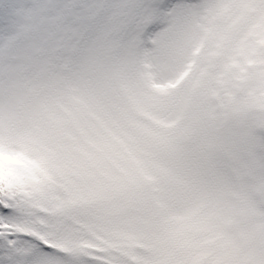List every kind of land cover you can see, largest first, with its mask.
<instances>
[{"label": "snow or ice", "instance_id": "obj_1", "mask_svg": "<svg viewBox=\"0 0 264 264\" xmlns=\"http://www.w3.org/2000/svg\"><path fill=\"white\" fill-rule=\"evenodd\" d=\"M190 0H18L0 16V264H171L112 226L109 167L75 131L81 106L163 48ZM149 58L135 62L146 77ZM20 126L24 131H17Z\"/></svg>", "mask_w": 264, "mask_h": 264}, {"label": "rangeland", "instance_id": "obj_2", "mask_svg": "<svg viewBox=\"0 0 264 264\" xmlns=\"http://www.w3.org/2000/svg\"><path fill=\"white\" fill-rule=\"evenodd\" d=\"M14 2L18 0H0V16L4 15L2 5ZM196 18L204 21V25L196 22ZM200 35L205 43L195 66L182 85L176 87L174 78L185 67L188 53ZM141 53L125 50L119 54L117 64L130 75L117 78L109 88L92 96L101 95L102 99L91 110V124L85 129L86 146L106 163L115 179V204L109 220L112 226L134 238L128 250L130 262L151 248L158 252L160 261L171 264H239L243 251L239 250V240L235 234L231 237L221 234V226L223 213L231 214L244 197L236 192L234 185L225 184L228 173L219 164L229 159L224 155L220 158L221 154L238 153V146L245 145L248 153H259L257 167L263 175L258 186L264 193V0H190L163 48L148 52L158 82H152L147 66L148 73L141 78L147 87L144 90L131 75L135 62L142 59ZM216 81L219 87L212 90ZM207 92L209 96L210 92L219 93L227 106L226 113L209 120L213 107L206 108ZM149 113H156L162 120L148 121L152 128H141L132 122L131 117L143 119L141 115L150 116ZM228 117H233L234 128ZM101 119L110 130L106 139L101 136ZM126 129H130L129 135L124 132ZM16 130L23 132L24 127ZM136 138L148 140L160 155L150 158L136 151L130 142ZM184 144L192 145L195 167L177 173L171 160L177 148ZM234 157L239 164L245 163L240 155ZM148 159L154 160L158 167L148 165ZM135 166L140 168V175L134 172ZM211 166L219 171H212ZM153 185H158L168 205L176 204L182 191L188 192L185 200L190 217L183 221L189 224L170 220V236H159L151 244L143 239L136 243L147 220L152 232L158 235L166 232L156 220L158 211L149 191ZM219 185L224 187L222 192L218 191ZM141 196L143 199L139 200ZM247 207L253 208L248 209L251 210L248 217L257 213L263 257L259 264H264V205L258 202L252 206L248 202ZM171 214L174 212H168L167 216ZM240 228L236 220L234 231ZM240 244L244 246V242ZM176 247L178 254L171 252Z\"/></svg>", "mask_w": 264, "mask_h": 264}, {"label": "trees", "instance_id": "obj_3", "mask_svg": "<svg viewBox=\"0 0 264 264\" xmlns=\"http://www.w3.org/2000/svg\"><path fill=\"white\" fill-rule=\"evenodd\" d=\"M216 83L217 81L213 84V86H211L212 90L218 89L219 86ZM136 84L139 85V79L136 80ZM207 95H208V92H207ZM101 99H102L101 95L97 96L96 98L91 97L85 104L81 106L83 115L80 118L75 131L77 132L78 135L81 136L82 141L84 143H88V137L86 135L85 129L87 127H90V124H91L90 112L95 107V104L97 103V101H100ZM209 106L211 107L213 106L215 108V113L212 116H208L209 120L212 117L213 119H215L217 116H222V114L226 113L225 103L219 97L218 92L216 93V95H212L211 92H210V96L208 95V103H207L206 108ZM131 119H132V122L138 126L145 125V126L151 127L150 125H148L146 122H144L143 120L139 118L134 119L131 117ZM227 122L229 123V121ZM100 124L102 127L101 136L106 139V137L110 135V130H107V125L104 120L101 119ZM229 124L231 125L232 128H234L233 122L230 121ZM232 128L228 130L231 132V130H233ZM129 130L126 129L124 132L129 135ZM184 138H187V136ZM184 138L182 140H184ZM130 142L132 143L136 151L144 152L150 158H157L160 155V153L156 152L154 148L152 147V145L149 143V141L146 140L145 138L132 139ZM199 143H201L200 140H199ZM237 148L239 150L238 153L225 152L224 154H221L220 158H222L224 155V157H229V159L222 161V164H219V166H221L222 169L228 173V176L226 177V180H225V184L231 183L232 185H234V187L236 188V192L242 193L244 199L238 203L237 207L231 212V214L227 216L228 214L227 211L223 213L224 219H223V225L221 226V231H222L221 234L227 237H231L232 235L235 234L237 239L239 240V242H237L239 245V250L242 251L243 248L248 249V248L255 246L256 243L259 241V235H261L260 228H258L255 222V216L253 215L251 219L248 218V214L251 213V210H248V209H253V208H248L247 203L249 202L252 206H254V203L256 204L260 201L261 203H264V193H263L262 187L258 186V180L262 177L263 171L257 167V162L259 161V158H260L259 153H256L254 151L251 153H248L245 145L243 147L238 146ZM238 155L244 158V162H245L244 164H239L237 160H235L236 157L234 156H238ZM198 157L202 158L204 156L199 155ZM153 161L154 160L152 159L150 160L148 159L146 163L148 165H155L156 167H158L157 164L154 163ZM129 165L131 166V164ZM208 167L209 165H207V168ZM132 168L134 169V172L136 174L140 175V168L136 166ZM212 171L218 172L219 169L212 167ZM131 172H132V175L135 177L134 172L133 171ZM0 179H2V176H0ZM149 181L153 182V179L150 178ZM137 183H138L137 181L136 183L133 182L134 185ZM157 188H158V185H153L150 187V190H149L153 198V201H154V206L158 211L156 220L160 225L165 224V227L167 228V234L171 235L172 232L169 230V226H167L170 220L178 224H189V222L183 221L187 218V215L189 213L187 209V205H186V200H185L186 196L188 195V192L182 191L178 195V200L176 204L168 205L162 199L161 191H158ZM223 188L224 187L222 185H219L218 191L222 192ZM247 189L251 190V193L247 191ZM160 199H162L163 201L162 203H160ZM168 212H174V214L167 216ZM236 220L239 221V225L242 228V229L240 228L241 230L239 229L240 231L238 230L239 232L234 231ZM149 222L150 221L147 220L146 224H149ZM150 231L151 230L149 229V227L145 228V232L147 233V238L152 240V238L149 236ZM239 233L240 235L238 236ZM246 233H247L246 238L243 241V238ZM157 236L158 234L156 233L152 235L153 239H156ZM149 239L146 240L147 244H149V241H150ZM138 242L139 241L137 240L136 243ZM242 242H244L243 247L240 244ZM243 254L244 253L241 254L242 258H243Z\"/></svg>", "mask_w": 264, "mask_h": 264}, {"label": "clouds", "instance_id": "obj_4", "mask_svg": "<svg viewBox=\"0 0 264 264\" xmlns=\"http://www.w3.org/2000/svg\"><path fill=\"white\" fill-rule=\"evenodd\" d=\"M195 153L191 144H184L177 148L171 160V166L177 173H184L190 168L195 167Z\"/></svg>", "mask_w": 264, "mask_h": 264}]
</instances>
